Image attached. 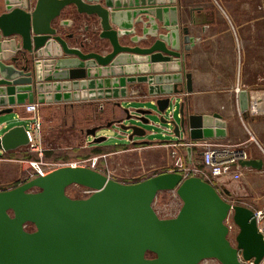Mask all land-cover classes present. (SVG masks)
Wrapping results in <instances>:
<instances>
[{
  "label": "water",
  "instance_id": "water-1",
  "mask_svg": "<svg viewBox=\"0 0 264 264\" xmlns=\"http://www.w3.org/2000/svg\"><path fill=\"white\" fill-rule=\"evenodd\" d=\"M0 14V118L15 106L37 102L112 101L122 107L136 84L147 85L152 108L124 109L126 117L86 129L93 144L107 140L98 130L114 123L130 131L129 140L144 136L154 116L172 126L179 140L204 141L227 136L219 113L185 109L193 91L185 69L186 53L196 43L190 25L180 22L176 0H2ZM72 8L98 20L99 38L107 48L87 49L63 19ZM51 66L54 71L45 74ZM80 90V91H79ZM64 91V92H63ZM250 91L238 94L247 113ZM73 106V104H71ZM179 107L178 118L166 117ZM101 111L104 110V105ZM125 120L133 123L125 124ZM1 123V122H0ZM30 144L25 125L0 135V152ZM193 147H188L192 152ZM262 169L263 159L239 162ZM72 185L88 188V197L68 193ZM230 196L231 191L221 187ZM176 191L182 207L163 218L154 203L158 193ZM238 226L236 245L226 221ZM264 258V234L254 209L228 201L212 182L181 172L156 174L135 183L118 181L97 169L64 165L13 188L0 190V264H199L216 258L222 264Z\"/></svg>",
  "mask_w": 264,
  "mask_h": 264
},
{
  "label": "crops",
  "instance_id": "crops-1",
  "mask_svg": "<svg viewBox=\"0 0 264 264\" xmlns=\"http://www.w3.org/2000/svg\"><path fill=\"white\" fill-rule=\"evenodd\" d=\"M0 6H2L0 7L1 14L4 11L2 0L0 1ZM254 13L256 14L255 9H207L206 7L195 6L194 9H190L188 16L184 9H180V22L183 25H192L194 28L191 29V35L196 37L195 45L186 53L184 59L186 71L192 74L193 91L185 94L184 97L186 98L185 109L187 112L196 114L219 113L226 121L227 136L222 139L213 138L209 140L234 146L246 145L250 152L249 159L264 160V124H258V122L252 120L249 121L248 117L251 114L240 111L239 93L237 91L239 88L240 90L247 89L253 92L259 89L260 86H264V37L260 39L258 33L255 32L256 29L254 32L252 31V14ZM257 14H260V10ZM64 15L62 16L63 19H71L73 21V18L65 17ZM78 15L82 16L81 14ZM83 16L98 21L95 17ZM97 25V23H94V29ZM59 29L61 33L67 34L75 31L77 27L73 21L71 26H63L59 27ZM84 29L87 31L89 28L84 26ZM77 37H80V34ZM68 41L71 45H76L75 40L68 39ZM87 49L91 50L93 48H89L87 45ZM52 71H54L53 66L45 70V74ZM0 79H2L1 73ZM129 93V98L121 100L122 107H113L112 104L110 105L113 102L108 100H80L39 104V113L46 108L52 111L56 110V112L59 111L61 112V116L67 120L65 124H68V120L74 117L73 113L78 108L98 103L99 105H104L105 111H101L102 118L110 122L123 118L125 108L134 112L138 108L148 109L154 107L152 104L153 99H147L146 84H136L129 89ZM147 102H150L151 107L146 105ZM26 104L15 106L13 113L0 118V135L15 125H25L27 129L30 127L32 115L26 112ZM173 109L176 110L173 111L172 108L167 110L166 117L170 119L173 116L178 118V105ZM171 115L172 117H170ZM152 119L151 124H153L154 128L151 130H148L143 124L138 123L146 129L144 136L150 134L149 137L136 141L132 140V143L143 146L139 148H145L148 152H152L153 157L156 158L155 162L151 163L152 165L160 164V166L165 167L166 170L158 173L177 171L175 167L171 168L174 162L171 158V153L173 150H177L184 157L185 165L188 168H199L201 173H203H200V176L208 180L207 177L210 175L209 169L202 163L203 152L201 146L203 144H200L201 142L198 141L179 140L172 132L171 125L161 122L159 117ZM71 124L74 125L76 123L72 122ZM156 128L159 129V133ZM101 134L106 136L107 139L110 137L106 132H102ZM125 135L127 136L128 134ZM256 135L261 139L260 143L259 141L258 143L255 142L254 137ZM90 138L87 135L84 136L85 144L83 148H90L89 144L92 143V140L88 142ZM97 146L103 145L91 147ZM190 146L193 147L192 152L188 151V147ZM13 151L15 150L8 152ZM4 154L5 152H0V156ZM158 159H161L162 162L158 163ZM71 164L81 165L82 163L74 161L64 165ZM243 168V173L248 174L261 170L253 167ZM212 183L216 187L219 185L220 188L225 186L222 181Z\"/></svg>",
  "mask_w": 264,
  "mask_h": 264
},
{
  "label": "rangeland",
  "instance_id": "rangeland-1",
  "mask_svg": "<svg viewBox=\"0 0 264 264\" xmlns=\"http://www.w3.org/2000/svg\"><path fill=\"white\" fill-rule=\"evenodd\" d=\"M173 5H177L178 9H184L188 16L190 9H194L195 6H202L207 9H255L256 14H252V31L254 32L256 29L255 32L258 33L260 39L264 37V0H176ZM68 9L70 10L66 11L64 16L73 18L77 27L73 32L76 35L80 34V37H78L79 41L76 44L83 41L89 48H95V44L98 45V48H104L105 46L107 48L108 43L99 38L100 26H98V21L91 20L83 15L79 16L72 8ZM259 10L260 14L258 15L257 12ZM94 23L98 24L95 29L93 27ZM84 26L89 29L86 31ZM190 28L194 27L191 25ZM257 90L264 91V86H260ZM111 104L115 107L113 103ZM146 105L151 107L150 102H147ZM31 115L34 117V114ZM73 115L74 117L68 120L69 123L65 124L67 120L61 116L59 111L56 112V110L52 111L46 108L41 113H37V116H41V120L40 129L35 136L34 142L36 145L32 146L29 144L13 152H5L3 156H0V190L13 188L33 178L37 174V170L32 165V161L42 162V166H47V169L79 161L84 166L97 169L109 177L125 183L139 182L159 174L158 172L162 170H166L160 164H151L156 160L152 152H148L145 148H139L143 146L132 143L133 141L147 138L150 134L143 137L135 136L133 141H131L128 138L130 131L123 130L117 123H114L111 127H104L98 130V136L102 135V132H106L110 136L107 140L100 144L90 143V148H83L86 129L106 125L108 122L102 118L101 108L98 103L78 108ZM123 115V117H126L125 112ZM153 118L156 119L157 117ZM248 118L249 121L252 120L258 122V124H264V113L256 116L250 115ZM72 122L76 124L72 125ZM124 123L134 124L135 122L125 120ZM144 126L148 130L154 128L153 124ZM157 131L159 133V129ZM125 134L128 135L126 136ZM254 138L256 143L258 141L260 143L261 139L257 135ZM91 140L92 138L88 142ZM94 145L103 146L91 147ZM174 151H176V156H180L185 162L184 157L177 150L172 152ZM171 158L173 161L176 159H174L172 153ZM158 160V163L162 162L161 159ZM174 167L175 161L171 168ZM207 178L209 181L214 182L210 175ZM224 185L231 191L230 196L226 195L218 185L217 188L233 204L245 205L254 210L264 207V166L260 171L250 174L244 173L239 182H234L232 179L227 178ZM68 193L72 197L83 198L88 197L92 191L80 185H72L68 188ZM154 206L160 216L168 217L178 212L181 203L173 192L163 191L158 193ZM230 221H232L231 217ZM234 231L231 235L232 239L235 236ZM208 264L216 263L210 261Z\"/></svg>",
  "mask_w": 264,
  "mask_h": 264
},
{
  "label": "built area",
  "instance_id": "built-area-1",
  "mask_svg": "<svg viewBox=\"0 0 264 264\" xmlns=\"http://www.w3.org/2000/svg\"><path fill=\"white\" fill-rule=\"evenodd\" d=\"M238 93L241 91L239 88L237 89ZM250 103L247 113L256 116L261 115L264 113V91H253L250 92ZM260 102V103H259ZM39 103H28L25 106L26 112L34 114V117H32V122L30 124V127L27 129L29 136H30V145L35 146V136L36 132L40 129V116H37V113L39 112ZM172 117V115L170 116ZM170 129V127H168ZM201 142L200 144H203L202 147V163L205 167L209 169V174L214 180V182L222 181L225 182L227 178L232 179L234 182H239L244 175L243 166L239 163L241 160H247L250 158V152L246 145H229L218 141L213 140H204V141H198ZM172 156L174 157L175 161V168L178 172H181L185 177L191 176V175H200L201 170L197 167L191 169L188 168L185 165V162L182 160V158L179 156H176V151L172 152ZM94 163V162H93ZM32 165L36 168L37 174L34 176H44L47 175L52 170L61 167L56 166L53 168L47 169L46 167L42 166V162L39 161H32ZM71 165H79V164H71ZM64 166V165H63ZM81 166H84L81 164ZM213 182V181H210ZM219 186V185H218ZM220 187V186H219ZM90 190V189H89ZM174 193L176 198L180 200L182 207V200L176 193V191H171ZM232 203V202H231ZM155 205V203H154ZM155 207V206H154ZM178 210V212L180 211ZM156 210V208H155ZM258 222V226L260 231L264 234V207L258 210H254ZM156 212L160 213L156 210ZM178 212L175 213V215L163 217V218H169V217H175ZM232 218V216H230ZM230 217H228L226 223L229 226L230 229V235L229 239L231 240L232 244L236 245V235L238 233V226L234 223L233 218L232 221H230ZM235 229V231H234ZM234 231L235 236L234 239L231 238L232 232ZM239 259L244 264H256L254 259L246 260L244 259L241 250H239ZM210 261L215 262L216 264H222L221 261H219L216 258H207L203 259L199 264H208ZM259 264H264V258Z\"/></svg>",
  "mask_w": 264,
  "mask_h": 264
},
{
  "label": "trees",
  "instance_id": "trees-1",
  "mask_svg": "<svg viewBox=\"0 0 264 264\" xmlns=\"http://www.w3.org/2000/svg\"><path fill=\"white\" fill-rule=\"evenodd\" d=\"M205 179V178H204ZM205 180H207V179H205ZM207 181H209V180H207ZM88 189V188H87Z\"/></svg>",
  "mask_w": 264,
  "mask_h": 264
}]
</instances>
